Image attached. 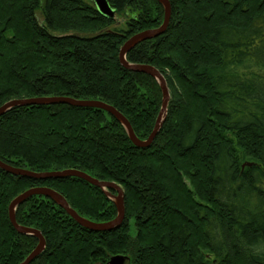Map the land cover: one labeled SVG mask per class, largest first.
Segmentation results:
<instances>
[{"label":"trees","instance_id":"1","mask_svg":"<svg viewBox=\"0 0 264 264\" xmlns=\"http://www.w3.org/2000/svg\"><path fill=\"white\" fill-rule=\"evenodd\" d=\"M105 1L123 22L85 0H0V107L36 97L100 101L137 139L149 137L160 87L124 68L119 51L159 28L164 9L157 0ZM168 3L165 31L125 54L129 64L158 70L169 91L147 147L133 145L98 108L28 105L0 114L2 163L36 173L81 171L123 193L124 218L111 231L80 226L43 195L20 203L16 224L44 240L30 264H104L116 255L127 264H264V0ZM35 187L56 191L92 223L116 217L113 201L82 179L0 169V264H20L38 243L8 217L10 202Z\"/></svg>","mask_w":264,"mask_h":264},{"label":"water","instance_id":"2","mask_svg":"<svg viewBox=\"0 0 264 264\" xmlns=\"http://www.w3.org/2000/svg\"><path fill=\"white\" fill-rule=\"evenodd\" d=\"M157 1L162 5L164 9V20H163L162 25L157 29L143 31L141 33L134 35L133 37L128 39L123 44V46L120 48V51H119V61L124 68L132 72L144 73V74L151 76L157 81L160 87V91L162 94L161 108L156 118L153 132L149 135V137L145 141H140L139 139L135 137L127 120L116 109L100 101H82V100H75V99L68 98V97H36V98H26V99H14V100H10L6 102L4 105L0 107V114L14 107H22V106H28V105L66 104V105H71L74 107L98 108V109H102L108 112L121 123V125L124 127L133 145L139 148L147 147L154 139L157 131L160 128L161 123L164 120L167 102L169 98L168 89H167L166 82L163 76L160 74L158 70H156L150 65L129 64L125 60V54L127 53L129 49L134 47L140 41L155 38L161 35L165 31L168 25L169 16H170V5L168 3V0H157ZM92 2H93V5H95V7H97V5H101L102 7L106 9L104 16L109 17V18L112 17L113 11L109 8L105 0H92ZM245 165H250V164L245 163L242 165V167H244ZM0 169L12 175L28 177V178L37 179V180L61 179V178L68 177V176L77 177L99 188L101 191H103L106 197H108L110 200L113 201L116 207V211H117V215L115 219L110 222L92 223L78 216L75 211L70 209L65 199L60 194H58L56 191L52 189H49L46 187H35V188H30L24 191L23 193L15 197L10 202L9 207H8L9 221L18 233L24 234V235H32L38 240V243L36 247L30 252V254L20 264H30L42 253L44 249V240L40 232L33 228L18 226L14 218L15 208L20 203L24 202L26 199H28L29 197L33 195H43L45 197L52 199L55 203L60 205L67 212V214L72 219H74V221H76L80 226L88 230H91V231H96V232L111 231L119 227V225L121 224L124 218L123 193H122L121 188L115 183L98 181L97 179H94L90 177L89 175L81 171H76V170L36 173V172L27 171L25 169L10 167L2 163L1 161H0ZM109 190H113L115 192V195L111 194ZM128 260L129 258L127 256L116 255V256H111L108 259V261L104 264H127Z\"/></svg>","mask_w":264,"mask_h":264},{"label":"rangeland","instance_id":"3","mask_svg":"<svg viewBox=\"0 0 264 264\" xmlns=\"http://www.w3.org/2000/svg\"><path fill=\"white\" fill-rule=\"evenodd\" d=\"M87 2H90L93 4L92 0H85ZM98 8L99 12L101 14L104 15V13L106 12V9L104 7H102L101 5H97L96 9ZM111 18H115L116 21H118L119 23L123 22V18H120L118 16H115L114 12L112 14V17ZM168 89V88H167ZM168 94H169V91H168ZM168 101H169V98H168ZM161 103H162V100H161ZM168 104V102H167ZM161 108V107H160ZM160 111V110H159ZM166 113V112H165ZM158 116V115H157ZM165 117V116H164ZM162 124V123H161ZM161 126V125H160ZM153 132V130H152ZM151 132V133H152ZM245 164V163H244ZM115 195V194H114ZM244 200L247 204H249L250 206H255L256 205V202H257V199L255 198V196L253 194H251L250 192H246L244 195ZM116 215H117V211H116Z\"/></svg>","mask_w":264,"mask_h":264}]
</instances>
